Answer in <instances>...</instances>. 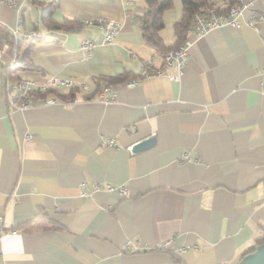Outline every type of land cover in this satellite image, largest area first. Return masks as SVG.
I'll return each instance as SVG.
<instances>
[{
	"label": "crops",
	"instance_id": "crops-1",
	"mask_svg": "<svg viewBox=\"0 0 264 264\" xmlns=\"http://www.w3.org/2000/svg\"><path fill=\"white\" fill-rule=\"evenodd\" d=\"M8 1L0 0V264H235L259 244L264 0L239 27L195 38L189 25L182 40L183 4L173 0L160 48L140 23L146 0ZM97 17L120 22L112 44L99 25L82 23ZM15 29L30 60L9 75ZM30 31L33 39L21 38ZM187 39L181 79L127 84L144 60L159 66ZM55 74L73 85L33 91L28 109L11 106L7 79ZM151 135L154 145L133 150ZM105 182L130 196L96 188Z\"/></svg>",
	"mask_w": 264,
	"mask_h": 264
},
{
	"label": "built area",
	"instance_id": "built-area-1",
	"mask_svg": "<svg viewBox=\"0 0 264 264\" xmlns=\"http://www.w3.org/2000/svg\"><path fill=\"white\" fill-rule=\"evenodd\" d=\"M11 6L16 5V0L7 2ZM254 0H229L216 1L213 0L209 4L198 9L192 16L190 23V32L196 38L203 33L219 28L225 25L239 27L243 23L242 15L245 10L252 11V18L256 15L253 10ZM83 24H97L102 28L103 37L102 42L105 44H112L120 30V22L114 18L97 17L92 19H82ZM14 35L19 40L20 34L17 29L14 30ZM36 36L35 31L24 32L21 38L33 39ZM194 39H187L179 46L168 50L163 57L162 63L159 66L154 64L151 58L142 62L139 75L128 80L127 84L130 86L141 82L144 77L166 75L172 80H179L184 74L185 67L189 62L192 51V43ZM96 42L91 38H84L81 42V47L85 49L88 55H91ZM20 60L19 54L15 51L12 55L10 67L18 65ZM174 69V71H172ZM73 80L69 77L61 75H50L42 81H35L34 79L22 76L15 80L7 79L5 90L8 95V101L11 106L19 109H28L32 106V93L37 90L39 92H47L62 86H72ZM47 103H55V98H48ZM110 143H113L111 141ZM96 188L103 186L108 190H117L122 195L130 196V193L124 185H114L111 182L103 184L96 183ZM84 187V183H82ZM84 193V192H83ZM130 244V241L127 242ZM184 249V248H182ZM181 249V250H182Z\"/></svg>",
	"mask_w": 264,
	"mask_h": 264
},
{
	"label": "trees",
	"instance_id": "trees-1",
	"mask_svg": "<svg viewBox=\"0 0 264 264\" xmlns=\"http://www.w3.org/2000/svg\"><path fill=\"white\" fill-rule=\"evenodd\" d=\"M37 1V0H32ZM183 4V14L181 18L177 21V30L176 34L178 40H182L187 32L189 25L192 20L193 14L200 9L201 7L209 4L213 0H181ZM234 2L235 0H229ZM147 2V10L145 13L140 17V23L143 27L145 35L148 37V40L156 47L160 48L163 46L162 38L159 34V30L164 26V18L163 13L165 10L171 8L174 4L173 0H146ZM53 8V3L46 4L42 9V15L44 20H50L51 12ZM48 20V21H49ZM49 23V22H48ZM10 35L12 37V41L14 44V50L12 55L15 51L18 52L20 60L18 65L14 67H10V64L7 67V74L11 75L12 71L15 68H22L29 64V52L30 47L29 45L27 48L22 47L21 39L17 40L14 33L11 31ZM10 67V69H9ZM22 77V76H20ZM18 77V78H20ZM264 242V225L261 228V235L258 238V243ZM253 249V248H252Z\"/></svg>",
	"mask_w": 264,
	"mask_h": 264
},
{
	"label": "water",
	"instance_id": "water-1",
	"mask_svg": "<svg viewBox=\"0 0 264 264\" xmlns=\"http://www.w3.org/2000/svg\"><path fill=\"white\" fill-rule=\"evenodd\" d=\"M156 142V137L151 135L141 139L133 145V150L139 151L151 147ZM235 264H264V242L255 245L253 250L244 254Z\"/></svg>",
	"mask_w": 264,
	"mask_h": 264
}]
</instances>
